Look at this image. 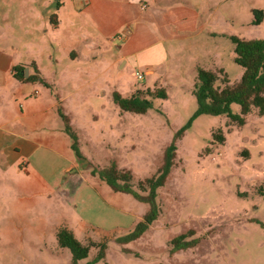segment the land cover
<instances>
[{
  "label": "rangeland",
  "instance_id": "1",
  "mask_svg": "<svg viewBox=\"0 0 264 264\" xmlns=\"http://www.w3.org/2000/svg\"><path fill=\"white\" fill-rule=\"evenodd\" d=\"M214 2L213 7L217 9L209 14L207 21H201L202 32L194 37V45H181L180 70L183 72L182 68L193 60L210 64V56H215L224 73L218 69L214 72L227 77L232 84L241 77L243 69L234 61L230 36L264 38V17L260 24H254L252 12L261 9L264 13V0ZM44 27L46 30H42L41 36L50 46L52 43V55L57 56L62 50L57 42L58 34L51 21L47 20ZM171 47L170 44L168 48ZM24 50L38 60L42 73L34 67L35 73L41 74L40 78L46 77L48 67L43 69L41 63L47 54L44 48L27 43ZM113 52L114 49L107 55ZM101 54L103 59L95 60L100 62L97 66L105 69L108 56ZM74 71L70 69L67 75L75 85L65 89L66 93L73 92L64 110L61 107L64 105H60L58 111L70 116L69 119L66 115L78 135L80 152L95 167L115 163L118 168L128 169L138 188V182L152 176L162 164L166 147L173 140L175 145L174 165L156 197L158 217L139 238L119 243L116 239L133 229L148 205L108 188L114 198L105 196V200L118 206L120 211L135 215L136 221L125 219L103 234L97 230L86 232L74 224L75 238L89 246L88 256L78 264L96 258L102 243L106 245L104 258L94 264H264V113L260 114L254 107L243 111L239 104L232 103L228 113L197 115L174 138L196 110L192 94L196 76L193 78L186 72L179 83L174 79L168 81L164 87L166 97L153 98V106L148 111L136 113L122 110L113 102L108 89L131 96L147 84L153 90L161 88L153 86L152 80L146 82L142 65L115 63L109 71L78 90L85 79ZM56 78L64 86V81L69 79ZM36 81L29 82L35 83L41 95L46 84ZM146 89L150 88L140 90L142 96ZM72 154L78 169L87 171L73 150ZM49 210L51 225L60 224L64 215L75 216L72 206L63 200H57ZM21 224L28 232L27 237L12 239L10 227L0 220V264H72L69 249L60 247L55 235L46 238L40 234L41 221L36 225L34 222L16 225ZM189 230L194 234L188 239H196L197 243L172 251L171 239ZM15 240H23L22 248H9V242ZM29 240L39 244L37 248L29 246Z\"/></svg>",
  "mask_w": 264,
  "mask_h": 264
},
{
  "label": "crops",
  "instance_id": "2",
  "mask_svg": "<svg viewBox=\"0 0 264 264\" xmlns=\"http://www.w3.org/2000/svg\"><path fill=\"white\" fill-rule=\"evenodd\" d=\"M214 4V0H0V220L10 227L12 239L27 237L18 223L41 221L40 234L48 238L61 227L73 232L74 224L103 234L125 219L136 221L135 215L105 200L113 195L104 182L78 169L58 111L60 105L64 110L73 92L65 89L75 85L68 71L76 70L85 79L77 90L115 63L142 65L146 82L152 80L153 86L161 88L172 79L179 83L186 72L194 78L198 67L224 73L215 56H210V64L193 60L180 70L181 45H194V37L202 32L201 21L217 9ZM53 14L62 47L57 56L52 55V43L41 36ZM27 43L47 52L41 63L49 74L42 78L46 85L41 95L29 82L36 80L20 81L13 75V67L19 65L25 78L41 76L35 73H42L37 58L24 50ZM100 53L108 56L105 69L95 60L103 59ZM56 76L69 77L65 86ZM143 88L153 89L147 84L137 90ZM108 93L112 96V88ZM57 200L72 206L77 218L64 215L60 224L51 225L49 209ZM27 243L32 248L39 245ZM9 245L22 248L23 240Z\"/></svg>",
  "mask_w": 264,
  "mask_h": 264
},
{
  "label": "trees",
  "instance_id": "3",
  "mask_svg": "<svg viewBox=\"0 0 264 264\" xmlns=\"http://www.w3.org/2000/svg\"><path fill=\"white\" fill-rule=\"evenodd\" d=\"M254 24H260L264 13L261 9H253ZM52 23H56V15L50 17ZM234 44V61L242 67L243 72L240 79L230 84L225 76L220 77L216 72L198 67L196 71V80L192 94L196 100V110L192 117L181 126L175 133L174 138L181 135L193 120L199 114H224L230 112L232 103H237L243 111L250 108H257L260 114L264 113V38L243 39L237 36H230ZM13 75L16 79L37 80L38 75H23L22 66L13 67ZM42 82L44 80L39 78ZM44 84H46L44 82ZM165 98L164 88L156 90L146 89L145 95H141L140 90H136L131 96H122L118 91H113L112 100L122 110L145 113L153 106V98ZM60 118L63 121V129L70 137L71 149L78 161H82L83 168L90 171L92 176L97 177L104 182L112 191L129 194L133 199L148 205V210L143 217L134 225L128 233L116 239L119 243H127L139 238L149 227V225L159 215V205L156 200L158 190L166 183L175 159L174 140L166 147L163 156V162L156 172L138 182L136 188L132 182L133 176L130 170L118 168L115 163L106 167H95L80 152L78 147V138L76 132L69 125L67 116L59 111ZM194 234L193 230L180 234L171 239L172 251L183 250L194 246L196 239H188ZM57 242L60 247L68 248L71 253L72 264H78L82 259L88 256L89 246L78 241L73 232L66 227H61L56 234ZM93 244V243H91ZM100 253L92 261L85 264H94L104 258L106 245H100ZM104 264H109L105 262Z\"/></svg>",
  "mask_w": 264,
  "mask_h": 264
},
{
  "label": "built area",
  "instance_id": "4",
  "mask_svg": "<svg viewBox=\"0 0 264 264\" xmlns=\"http://www.w3.org/2000/svg\"><path fill=\"white\" fill-rule=\"evenodd\" d=\"M138 77L140 78V77H141V75L139 74V75H138Z\"/></svg>",
  "mask_w": 264,
  "mask_h": 264
},
{
  "label": "water",
  "instance_id": "5",
  "mask_svg": "<svg viewBox=\"0 0 264 264\" xmlns=\"http://www.w3.org/2000/svg\"><path fill=\"white\" fill-rule=\"evenodd\" d=\"M25 72H27V69H25Z\"/></svg>",
  "mask_w": 264,
  "mask_h": 264
}]
</instances>
